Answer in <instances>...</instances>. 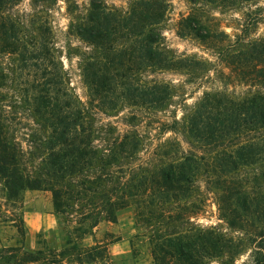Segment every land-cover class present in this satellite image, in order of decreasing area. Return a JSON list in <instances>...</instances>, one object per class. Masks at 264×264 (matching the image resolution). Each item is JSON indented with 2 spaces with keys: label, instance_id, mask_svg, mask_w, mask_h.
Wrapping results in <instances>:
<instances>
[{
  "label": "rangeland",
  "instance_id": "rangeland-1",
  "mask_svg": "<svg viewBox=\"0 0 264 264\" xmlns=\"http://www.w3.org/2000/svg\"><path fill=\"white\" fill-rule=\"evenodd\" d=\"M134 1L0 0V122L22 152V166L37 169L43 154L42 85L61 110L82 108L99 153L116 151L124 136L126 146L130 135L137 139L117 161L61 183L60 211L49 189H24L9 201L0 181V248L40 250L36 262L24 264H157L153 239L172 229L211 227L225 237L243 236L228 226L219 205L220 193L241 189L245 209L239 204L237 211L245 216L249 243L231 258L205 263L250 262L264 229L258 214L264 207V121L248 106L250 97L264 95V0H157L155 39L116 28L107 53L77 33L90 11L124 15ZM97 63L105 88L95 83ZM195 118L202 138L186 131ZM207 124L231 126L230 133L208 137ZM190 154L200 163L178 198L138 187L142 172ZM223 159L232 163L212 171ZM78 191L85 194L81 199ZM115 194L124 204L111 217L105 200ZM37 211L51 214L50 226L33 227Z\"/></svg>",
  "mask_w": 264,
  "mask_h": 264
},
{
  "label": "trees",
  "instance_id": "trees-1",
  "mask_svg": "<svg viewBox=\"0 0 264 264\" xmlns=\"http://www.w3.org/2000/svg\"><path fill=\"white\" fill-rule=\"evenodd\" d=\"M158 5L157 0H135L127 14L124 15L112 14L102 8H96L90 11L86 19L77 25L76 31L87 41H94L98 49L105 53L113 47L108 43L109 35L116 28L125 29L128 35L135 38L144 34L145 40H154L155 36H152L151 28L157 20L152 9H158ZM194 27L192 26V28ZM144 29L147 31L143 32ZM260 47L259 52H264V42ZM148 54L155 56L156 53L149 51ZM102 58L104 61L107 60L106 57ZM93 70L97 75L96 85L105 88L107 78L101 64L97 63ZM47 83L50 82L47 81ZM49 91V86L46 90L42 85L38 96L41 107L38 113L47 127V132L43 139V154L37 169L28 170L22 166V152L16 143L10 142L5 126L0 122V181L4 188L5 198L9 201L16 200L24 189H49L52 193L54 208L56 211H60L64 199L61 183L75 175H83V172H86L87 168L92 165L98 164L103 167L106 160L117 161L119 157H122V151L128 153L135 149L137 139L130 135L126 146L125 139L128 136H124V140L115 143L116 151L99 153L91 142V130L82 123L84 116L82 108L74 105L71 110H61L57 105V99L50 95ZM248 100V106L257 108L260 118L264 121V95L252 96ZM244 103L242 100V105ZM192 120L194 118H191ZM195 122L196 126L192 128L191 124V127H188L186 131L194 139L202 138L196 118ZM229 127L231 126L216 128L207 124L204 132L208 133V137L215 132V137L227 136L230 133ZM223 160V164H215L211 170L220 167L219 171L221 172L232 163L229 159ZM199 163L200 157L196 154L176 156L162 166L142 172L138 179V187H142V192L149 189V191H158L165 196L178 198L179 193H184L189 188V182H191ZM99 178L101 176L97 175L95 180L99 181ZM77 195L81 199L85 194L78 191ZM113 197L112 200L110 198L105 200V204L108 205L105 211L111 217H114V209L124 204L122 194H115ZM219 200L222 215L228 226L234 231H239L243 236L225 237L211 227L179 231L172 229L163 236L153 239L155 262L157 264H206L205 260L209 261L213 257L227 254L231 258L238 254L250 239L244 236L247 234L245 216L242 212L237 211V205L240 204L244 207L245 197L241 193V189H236L228 190L224 194L220 193ZM258 214L263 217L264 221V207ZM257 235L260 240L255 244L256 249H251L250 262L241 264H264V229H260ZM39 253L40 250L20 251L17 246H4L0 248V264L34 263L37 261ZM223 263L224 261L221 262V264Z\"/></svg>",
  "mask_w": 264,
  "mask_h": 264
},
{
  "label": "crops",
  "instance_id": "crops-1",
  "mask_svg": "<svg viewBox=\"0 0 264 264\" xmlns=\"http://www.w3.org/2000/svg\"><path fill=\"white\" fill-rule=\"evenodd\" d=\"M39 212L36 216L37 218L33 221V227H48L50 226V213H45L44 211ZM26 219V217H25Z\"/></svg>",
  "mask_w": 264,
  "mask_h": 264
}]
</instances>
